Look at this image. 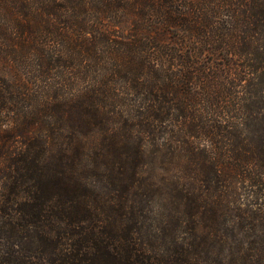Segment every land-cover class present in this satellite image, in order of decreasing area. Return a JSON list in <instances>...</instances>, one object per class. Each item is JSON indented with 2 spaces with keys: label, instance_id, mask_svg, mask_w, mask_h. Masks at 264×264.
I'll return each mask as SVG.
<instances>
[{
  "label": "trees",
  "instance_id": "16d2710c",
  "mask_svg": "<svg viewBox=\"0 0 264 264\" xmlns=\"http://www.w3.org/2000/svg\"><path fill=\"white\" fill-rule=\"evenodd\" d=\"M0 264H264V0H0Z\"/></svg>",
  "mask_w": 264,
  "mask_h": 264
}]
</instances>
